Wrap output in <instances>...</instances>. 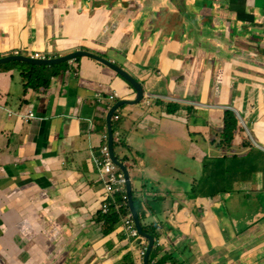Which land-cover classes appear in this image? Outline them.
<instances>
[{"label":"crops","instance_id":"1","mask_svg":"<svg viewBox=\"0 0 264 264\" xmlns=\"http://www.w3.org/2000/svg\"><path fill=\"white\" fill-rule=\"evenodd\" d=\"M70 1L0 0V19H6L0 20V55L18 51L28 57H48L56 43V57L89 50L120 68L123 65L127 74L141 82L144 97L139 105L122 107L113 115V153L127 169L141 223L153 227L157 237L155 256H149L148 264H216L226 251L241 254L233 264H252V256L264 249V212L252 222L243 213L235 224L224 203L220 217L219 206L198 193L196 198L188 195L199 185L206 159L200 148L186 147L189 137L182 131L186 123L181 106L188 105L190 89L197 87L191 85L179 55L178 59L168 56L172 45L166 44L164 34L147 36L154 32L151 28L142 38L135 36L141 23L133 26L134 20L145 19V12L151 10L164 12L163 7L173 0H143L140 9L112 6L94 10L90 16L78 12L76 4L68 6ZM213 5L218 11V5ZM246 6L255 18L254 42L244 41L237 49L233 45V62L215 78L220 82L213 89L202 86L201 105L204 111L234 110L253 145L264 150V0H247ZM64 10L71 16L64 15ZM14 20L16 36L10 28ZM96 36L106 49L96 46ZM193 53L186 55V62ZM204 59L211 63V57ZM5 65H0V264H142L136 244L121 226V216L119 224L105 232L108 226L100 221V208L112 204L110 211L117 214L114 204L118 201L106 195L96 165L107 143V113L119 101H134L133 90L121 77L88 59L67 63V71L57 77L49 70L50 85L44 92L26 88L21 68ZM169 104L180 107L177 114L165 113ZM29 110L36 119L22 121L20 116ZM223 117L220 113L211 118L202 111L201 122L206 126V120L215 119L210 122L221 124ZM241 139H245L242 133L233 146L242 147ZM253 147L255 153L258 149ZM234 155L248 154L245 150ZM198 171L199 178L191 180ZM257 191V196L262 193ZM262 194L264 205V190ZM225 228L233 229L239 238L229 237ZM241 244L245 246L239 248Z\"/></svg>","mask_w":264,"mask_h":264},{"label":"rangeland","instance_id":"2","mask_svg":"<svg viewBox=\"0 0 264 264\" xmlns=\"http://www.w3.org/2000/svg\"><path fill=\"white\" fill-rule=\"evenodd\" d=\"M208 2V0H202L200 2V4L198 5L197 8L202 6L207 7L208 5L205 3ZM195 3V2H194ZM172 3H168L166 6L163 7V9H165V11L163 12L162 10H159L157 12H153V10L149 11V12H145L147 13V17L145 19H136L134 20L132 23L133 26H138L141 23V26H139V32L137 35L135 36H142L144 34H146V31H148L149 29L153 28L154 32L153 35H147V36H154L155 38H157L160 34H163L164 31H172V34H177L179 31V34H182V32L185 30V25L183 27V30L179 28L180 24L179 22L176 20V18L174 17H170L165 15H161L162 13H165L166 11L168 13H170V6ZM210 6H212L214 8V5L209 4ZM230 5V4H227ZM237 6L233 7V10L228 9L226 12L227 13H232V15L234 16H238L239 15L236 13ZM105 17V16H104ZM104 17H102V20L104 19ZM207 20V19H206ZM87 22V21H85ZM150 22V24L147 26V23ZM235 23L237 22V19H235L234 21H229V22H225V24H223L221 26V22L218 21V24L215 25L216 26V30L218 31V33L220 35H225L226 37H228L230 35L231 32V28L233 25H235ZM213 23H209L207 25H205V30H204V35H200V34H196L199 35L198 38H196L199 43L197 45V52L193 53V57L190 59V63L187 65H185L184 67L187 68L188 70V75H189V81H191L192 83L195 82V76H191L192 74H200L199 76V80L201 81L198 85V88H191L190 89V95L189 98L193 99L195 96L198 97V95L201 93L199 91H195L196 89H202V86H207L208 88H214L215 86L212 84L210 76L211 73L209 75H203L206 71L211 70L212 66L209 63H204L203 64V58L206 57H215L219 54V61L223 62L224 61V54H222V52H224V50H222V48H218V42L217 41H213L208 38V34H210L213 31ZM146 26V27H145ZM238 26V30L236 31L235 37L237 39H241L243 37V34L245 33L242 29L240 30L241 26L240 24H237ZM145 27V29L143 28ZM157 28H161V31H158ZM194 43V40L192 41ZM188 43H191V40L188 41ZM148 45H150L149 43H147ZM202 46V47H201ZM178 43H175L173 45V54L175 59H178ZM246 51V47L243 46V52L242 55H244L245 57L247 56V53L244 52ZM192 62V63H191ZM257 63V62H256ZM74 70H77L76 67H73ZM83 72V71H82ZM80 72V73H82ZM197 81V82H198ZM194 90V91H193ZM210 91V90H207ZM179 92V91H178ZM186 92V90H184V93ZM174 93V90H173ZM186 94V93H185ZM202 99H205L204 97H202ZM203 101V100H202ZM162 105H159V107H161ZM183 108V117L185 119V123H186V128L182 129L184 135L187 134V136L190 138H186L185 144L186 147H188L189 145H194L195 147H198L202 150V152L204 153L205 158L208 156V154H215L216 156L218 155H225V156H232L234 154H241V153H245V150H247L244 147H240V146H231L233 148L230 149H225L224 147H226L224 140H223V136L222 133L224 131V133L226 132L228 136H231V134L233 133V140L232 142L237 143L239 141V135L237 132V128L236 125L232 126L230 123H225V125L223 126L222 120H221V124H217V123H211L210 121H214L217 116L222 113V115H224L225 112H232V114L236 117L237 120H239V117L237 116V113L234 110H230L227 109L226 111L224 110H216V109H207V110H203L202 108H193V106H187V105H182L181 106ZM233 107V105L231 106ZM192 110V111H191ZM194 110V111H193ZM196 110H201L205 113H207L211 118H215L214 120H206V126L202 125L201 119H198L196 116H194L195 119H190V117H188V113H193L195 112V114H197ZM198 115V114H197ZM200 117V115H198ZM206 119V118H204ZM189 120H191L189 122ZM193 121L198 124L197 126L193 125ZM239 124H241V122L239 121ZM208 125V126H207ZM223 127V128H222ZM242 127V126H241ZM217 128H222V129H217ZM236 128V131L234 130ZM243 131H242V135L245 138L244 140L248 143H250L252 146L253 145L251 138L249 137V134L247 132L246 127H242ZM217 134L220 136V140H221V148L217 150ZM228 136H226V139H228ZM185 147V148H186ZM257 148V147H256ZM258 150L253 154L252 159L249 158V155H246L245 157H243L245 163L251 164L250 168L248 170L245 171L246 176L244 177H238L235 178L233 180V196L228 194L227 198L224 199V206L226 207L228 213H229V217H230V221L234 222L235 224L238 222L239 219H241V217L243 216V213H246L247 216L249 217V221L252 222L254 220V218L257 216V213L259 212H264V205L261 203L260 198L256 195V193H258V189L259 192L263 193V186L261 185L262 181L264 180V175H259V173H257V171H260L262 169V166L264 164V150H261L259 148H257ZM260 150V151H259ZM263 152V153H261ZM180 160V157H177V161ZM239 163L240 161V157L238 159ZM202 164H200L201 167ZM252 168H255L256 170L254 172H256L257 174L255 175L254 172L251 170ZM200 170V169H199ZM189 173L188 170H185V175L187 176V174ZM200 176V173L198 171V173L193 176L191 178V180H195L198 179ZM256 183H258V185H256ZM221 195V194H219ZM247 195H249V197H247ZM247 197V198H246ZM220 199V198H219ZM236 203H242L238 206H236ZM110 208L113 207L112 204H109ZM134 206L137 209L138 212H140V210L138 209L137 206V202H134ZM112 210V209H111ZM222 213H224V210L222 209L221 214L219 215L221 217ZM100 221H103V213L100 214ZM251 228V226L249 227ZM227 229V228H225ZM182 252V251H181ZM155 250L151 252V257L154 259L155 256ZM126 263H128V258L127 261H125Z\"/></svg>","mask_w":264,"mask_h":264},{"label":"flooded vegetation","instance_id":"3","mask_svg":"<svg viewBox=\"0 0 264 264\" xmlns=\"http://www.w3.org/2000/svg\"><path fill=\"white\" fill-rule=\"evenodd\" d=\"M135 1L138 3H141V4L143 3L142 2L143 0H135ZM201 1L202 0H193V2H195V6H190V8L185 12L183 0H173L172 4L170 6V13H168L167 11L165 13L169 15V18L171 16L173 18L174 17L176 18V20L180 24V26H179L180 29L183 30L182 24H183V26L185 25V30L182 32V34H179V31L177 34H172V31H167V30L164 31L163 32L164 41H166V44L168 42L170 45H172L170 47L171 49H170V53L168 54V56H173V57H174L173 50H172L173 45L175 43H178L179 58L182 60L181 62L183 65H187V62L190 63V59L186 62V60H187L185 58L186 55H188L189 53L192 54L193 52H197V45L199 42L196 41L197 40L196 38H198L199 35H196V34L204 35L205 34L204 33L205 25H207L209 23H213L214 24L212 27L213 31L210 34H208L207 36L210 39V41L213 40V41L218 42L217 47L219 49L222 48V50H224V48H225V50H224V52H222V54H224V59H226L225 61L220 62L219 61V54L215 57H211L210 65L212 66V69L206 71L203 74V75H205V74L209 75L211 73L210 79H211L212 84L215 85L218 82H220L219 78H218V80H215L217 75L228 65L229 62H233V45H234V48L237 49L241 45V43L244 41H250L251 43L254 42V38H252L253 33H254L253 32L254 25H252L253 24L252 22H253V19H255V18L250 16V14H251L250 12H252V11H250V9L247 8V6H246L247 0H208V2H205L208 5L207 7L201 5V7L197 8ZM211 3H212V5L217 4L219 10L216 11L215 8L210 6L209 4H211ZM218 3L220 5L223 4V7H220V5ZM227 4H230V5H227ZM92 6L97 7V8H94L95 11H97V12L103 8L106 9V8H110L112 6H118V9H126L127 7H134V9H138L136 7V5L133 6L132 4H129L126 1L120 2V3H116V2H112V1H108L106 3L105 2H101V3L96 2V3H93ZM234 6H237L236 7L237 12L236 13L239 15V17L232 15V13L226 12L228 9L233 10ZM152 9H153V6H152ZM180 10H182V11H180ZM78 12H83L84 16L92 15L89 11H84L81 8L78 9ZM222 18H224L223 22H221ZM212 19H213V21H212ZM235 19H237L238 23H235V25L232 26L230 35L228 37H226L225 35H220L218 33V31L216 30V26H215L218 24V21L221 22V26H222L223 24H225V22H229L232 20L234 21ZM237 24L242 25L240 30L242 29L245 32L243 34L244 37L242 39H237L235 37L236 31L238 30ZM247 29H249V30L247 31ZM247 33H250V36L245 35ZM151 35H153V33ZM190 40H191V43H188V41H190ZM193 40H194V43L192 42ZM219 44H221L222 46H220ZM113 50H115V49H113ZM115 54L117 55L118 52H115ZM103 57H105V56H103ZM228 58H230L232 61ZM204 63H208V61H206V59H204L203 64ZM182 64L178 63L179 71H180L179 65H182ZM121 68H124V66L122 65ZM179 71H178V74H179ZM187 73H188V70H187ZM194 75H196L194 78L195 82L194 83L191 82L192 86L198 85L201 82V81H198L200 74H197V73L192 74L191 73V76H194ZM188 77H189V75H188ZM196 87L198 88V86H196ZM195 91L201 92V89H196ZM202 97L203 96L202 95L200 96V94H199L198 97L195 96L193 99L188 98L187 99V102H188L187 106H193V108H197V107L203 108V105H201L202 104L201 101L204 99H202ZM226 109H229V108H226ZM196 111H197V114L200 115V117L197 114H195V112H194V114L192 112L188 113L187 116L190 117V119L196 120V118H194V116H196L198 119H201L202 118V111L201 110H196ZM190 121L191 120H189V122ZM193 125L197 126L198 124H196L193 121ZM222 128H219V129H222ZM220 148H221V140H220V136L217 134V150ZM224 148L227 150L226 147H224ZM218 156H221V155H218ZM214 157H216L215 154H213V155L208 154V156L206 157V159L203 162V169H205L206 160L214 158ZM203 175H202V177H203ZM202 177H201L200 181L202 180ZM221 197L222 196L219 194H214L212 197L205 198V199L212 202V204H215V206H219V210H222V209L225 210V208L222 206V203H224V200L222 201ZM247 231H248V229H247ZM247 231H245L244 233H246ZM226 234L229 237L235 238L236 240L238 238L237 236H235L233 229L228 228L226 230ZM236 240L233 239V242L235 243ZM188 243L191 244V242H188ZM244 246H245V244H241L239 246V248H242ZM240 256H241V254L236 255V251L235 252L233 251V261L235 259H239ZM65 258L67 259V256H65Z\"/></svg>","mask_w":264,"mask_h":264},{"label":"water","instance_id":"4","mask_svg":"<svg viewBox=\"0 0 264 264\" xmlns=\"http://www.w3.org/2000/svg\"><path fill=\"white\" fill-rule=\"evenodd\" d=\"M27 1L28 0H23L24 4H26ZM108 1L123 2V0H71L69 2L70 5H68V6L71 7L72 4H76L78 7L83 8V10H86V11L90 10L89 12L92 13V15H93V11L95 10L94 8H97L96 6H92L93 3H96V2L97 3H101V2L106 3ZM136 3H137L136 7L138 9H140L141 3H139V4H138V2H136ZM191 5L195 6V3H193L192 0H185L184 1L185 12L190 8ZM119 10H125V9H119ZM63 14L67 15V16H71L69 10H64ZM132 19H133V17H131V20ZM0 20L3 22H6V19H0ZM22 21L23 20H20V24ZM24 26H27V22H25ZM10 28H12L13 36H16V33L18 31V29L16 28V20L11 21ZM18 28H19V26H18ZM24 28L27 29V27H24ZM59 40L63 41V40H65V38H63L62 36H59ZM94 43L96 44V46L98 48L106 49L105 47H103L101 45L100 41L97 39V36H96ZM162 48H163L162 43H160L158 49L161 50ZM57 52L58 51H57V44L56 43L52 44L51 49H49V54H52V56L48 55V57H45L44 59H33V57H31V56H29V57L25 56L23 54H20L17 51V53H19V55H17L16 53L11 54V55H7V56H1L0 55V65L14 62V63H20V64L34 66V67H48V68H50V67L62 65L65 63L72 64L74 61H77V60L79 61L81 59H88V60H91V61L98 63L103 68H107L108 70L115 73L117 76L121 77L123 79V81L133 90V92L135 93L134 101H131V102L130 101H128V102L127 101H119V102L115 103L109 109L107 116H106L107 143L105 144V146H107L111 162L121 171V173L124 177L125 194H126L128 211L131 215L134 227H135L138 235L147 241V249H146V252L144 254L142 264H148L149 256L153 250L154 238L151 235L143 232V229L141 227V220H140L139 216L137 215L135 208H134V205H133L131 184H130L129 176L127 173V169L115 158L114 153H113V133L111 130L112 129L111 128V119H112L113 115L114 116L117 115V113L121 110L122 107L137 106L143 100L144 90H143L142 84L140 81L135 80L133 77H131L129 74H127L123 70V68H120L119 66H117L110 59L103 57L101 54L95 53L94 51H89V50L88 51H84V50L71 51V52H68V53L60 56V57H56ZM111 53H113V51H111ZM111 53L109 56H111ZM169 64L173 65V64H175V62L173 60H169ZM222 206H223V204H222ZM188 242H190V241H188ZM190 245H192V244H190ZM187 246L189 248L188 244H187ZM189 254H191V253L189 252ZM251 259H255L252 262V264H264V249H260L254 256H252ZM216 264H233V252L232 251H226L225 255L221 256L217 260Z\"/></svg>","mask_w":264,"mask_h":264},{"label":"trees","instance_id":"5","mask_svg":"<svg viewBox=\"0 0 264 264\" xmlns=\"http://www.w3.org/2000/svg\"><path fill=\"white\" fill-rule=\"evenodd\" d=\"M78 61V60H77ZM11 65L13 67L21 68V76L24 81L27 82L26 88H30L32 90H37L40 92H44L48 90L50 81L46 78L47 72L51 70V76L57 77L59 74L64 73L67 71V63L62 65H57L53 67H34L29 65H24L20 63H8L5 66ZM4 66V65H3ZM180 110V107L175 104H169L166 106L165 113L167 115H175ZM223 126L225 123H230L232 126L236 125L237 132L239 135L242 133V128L239 124V121L236 117L232 114V112H225L223 115ZM236 128L234 129L236 131ZM224 143L227 149H230L233 146V133L231 136H228L227 133L223 131L222 133ZM228 136V139H226ZM241 146L246 147L247 154L249 156H253V151L255 148L244 139H241ZM239 157L236 155L232 156H216L214 158L208 159L205 162V169H203V177L200 182H198V186L195 188V192H190L188 195L191 197V194H194V198L197 197V193L201 196V198H209L212 197L214 194H221L224 196L225 194L233 195V180L238 177L246 176L245 171L248 170L251 164H246L244 159L240 157V163L238 161ZM253 172L256 170L255 168L251 169ZM259 175H264V164L260 171H257ZM254 172V174H257ZM264 183V180L262 181ZM264 190V189H263ZM118 201L121 202L120 197H118ZM135 207V206H134ZM137 211V209L135 208ZM128 206L127 202L124 208L120 209L119 212L114 213L112 210L110 211L111 214L103 216V221L106 222L107 230L106 233L112 231L120 222V216L128 213ZM139 215V214H138ZM140 218V215H139ZM141 220V218H140ZM142 222V221H141ZM141 227L143 232L151 235L156 242V235L154 233V228L150 226H146L141 223ZM154 264V263H152ZM157 264V263H156ZM159 264H163L159 263ZM178 264V263H173ZM180 264H182L180 262Z\"/></svg>","mask_w":264,"mask_h":264},{"label":"built area","instance_id":"6","mask_svg":"<svg viewBox=\"0 0 264 264\" xmlns=\"http://www.w3.org/2000/svg\"><path fill=\"white\" fill-rule=\"evenodd\" d=\"M17 55L19 53L16 52ZM45 56L43 55H38L34 54L33 59H44ZM22 121H29V120H35L36 117H34V114L32 113L31 110L27 111L26 114H22L21 116ZM101 162L98 160L96 161L97 169L99 172H101V180H102V186L104 188V191L106 195L109 196H116L117 201L118 197H120L121 202H115L114 206L117 212L120 211V209L124 208L126 205V196H125V182L123 175L121 172L118 170V168L112 164L111 160L109 159V153L107 146H104L101 149ZM104 179V182H103ZM101 213L103 215L108 214L110 211V205L108 203L102 204L100 208ZM121 226L123 227L126 236L134 241L136 244L138 250H137V255L140 259H143L144 254L147 249V242L145 239L141 238L132 221L130 213H126L121 216ZM154 247H156V242Z\"/></svg>","mask_w":264,"mask_h":264},{"label":"clouds","instance_id":"7","mask_svg":"<svg viewBox=\"0 0 264 264\" xmlns=\"http://www.w3.org/2000/svg\"><path fill=\"white\" fill-rule=\"evenodd\" d=\"M113 164V163H112ZM114 165V164H113ZM119 170V169H118ZM120 171V170H119ZM121 172V171H120ZM122 174V173H121ZM124 178V177H123ZM125 182V181H124ZM125 196H126V194H125ZM258 196H259V198H260V200H261V203L263 204V194L262 193H259L258 194ZM127 202V201H126ZM227 230V229H226ZM147 242V241H146ZM154 245H155V241H154ZM154 245H153V248L154 249H156V247H154Z\"/></svg>","mask_w":264,"mask_h":264}]
</instances>
